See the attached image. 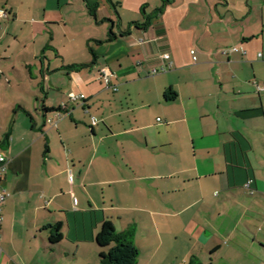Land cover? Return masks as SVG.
<instances>
[{"label": "crops", "instance_id": "obj_1", "mask_svg": "<svg viewBox=\"0 0 264 264\" xmlns=\"http://www.w3.org/2000/svg\"><path fill=\"white\" fill-rule=\"evenodd\" d=\"M0 8V264H102L103 221L136 264H264V0Z\"/></svg>", "mask_w": 264, "mask_h": 264}, {"label": "trees", "instance_id": "obj_2", "mask_svg": "<svg viewBox=\"0 0 264 264\" xmlns=\"http://www.w3.org/2000/svg\"><path fill=\"white\" fill-rule=\"evenodd\" d=\"M170 97L167 99H171ZM47 228L50 230L49 242L51 244L59 242L62 238L60 223L49 224ZM95 242L99 247L106 248L99 253V261L102 264H136L137 248L130 232H118L111 222L103 221L95 235Z\"/></svg>", "mask_w": 264, "mask_h": 264}, {"label": "built area", "instance_id": "obj_3", "mask_svg": "<svg viewBox=\"0 0 264 264\" xmlns=\"http://www.w3.org/2000/svg\"><path fill=\"white\" fill-rule=\"evenodd\" d=\"M7 14H8V11L5 8H0V17L7 16ZM237 50H238V47L233 46L230 48H222V49H220V52L222 54H226L229 51H237ZM190 53L193 55L194 51L191 50ZM258 56H261V53H258ZM161 57L163 59H169V54L167 52H164L161 54ZM192 58H193V60H195V56H193ZM168 65H170V62L168 63ZM100 76L103 78V81L105 82V84L109 83V71L106 68H102L100 70ZM256 90L262 91L264 93V87H262V86L257 85ZM83 98H84L83 94H75V93H69L68 94V99L71 102H76V101L82 100ZM65 107L66 106L64 103L61 104L60 107L54 112L55 116L60 117L62 115L60 110L65 109ZM46 120L51 121L50 119H46ZM92 121H93V123H95L94 118ZM6 160H7V158H6L5 154L3 152H0V227H1V224L3 222L2 204H3L4 200L8 197V192L2 183L3 182V174L6 170ZM68 179L70 181L72 179L71 172L68 173ZM1 252H2V247H1V233H0V255H1Z\"/></svg>", "mask_w": 264, "mask_h": 264}, {"label": "rangeland", "instance_id": "obj_4", "mask_svg": "<svg viewBox=\"0 0 264 264\" xmlns=\"http://www.w3.org/2000/svg\"><path fill=\"white\" fill-rule=\"evenodd\" d=\"M2 125H1V120H0V137L3 133L2 129H1ZM27 235L22 234V232L20 231H16L13 233V244L14 246H16L15 248L17 249V252L19 254H24V258L28 259V255H30V252H32L33 247H31V241H32V237H25ZM32 250V251H30ZM23 256V255H22Z\"/></svg>", "mask_w": 264, "mask_h": 264}]
</instances>
